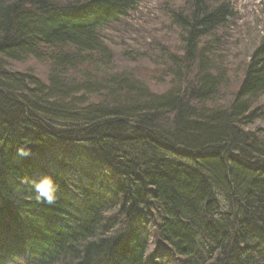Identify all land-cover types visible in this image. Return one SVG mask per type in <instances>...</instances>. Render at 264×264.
<instances>
[{"label":"trees","instance_id":"1","mask_svg":"<svg viewBox=\"0 0 264 264\" xmlns=\"http://www.w3.org/2000/svg\"><path fill=\"white\" fill-rule=\"evenodd\" d=\"M142 1L0 0V264H264V36L231 79L230 1L165 10L155 92L105 45Z\"/></svg>","mask_w":264,"mask_h":264},{"label":"rangeland","instance_id":"2","mask_svg":"<svg viewBox=\"0 0 264 264\" xmlns=\"http://www.w3.org/2000/svg\"><path fill=\"white\" fill-rule=\"evenodd\" d=\"M234 8V17L219 34L224 38L222 48L229 76L236 77L238 66L246 59L264 36V0H229ZM186 0H143L140 10L127 22V25L111 27L104 34L105 45L112 54V67L118 71H128L145 81L153 91L165 92L169 78L165 75L166 64L159 49L153 46L166 35L175 39L176 29H168L170 24L165 10L185 9ZM174 44L176 42L172 41ZM226 44V45H225ZM14 72L33 74L46 81L50 70L48 61L30 59L14 64Z\"/></svg>","mask_w":264,"mask_h":264},{"label":"clouds","instance_id":"3","mask_svg":"<svg viewBox=\"0 0 264 264\" xmlns=\"http://www.w3.org/2000/svg\"><path fill=\"white\" fill-rule=\"evenodd\" d=\"M17 153L22 157H28L31 155V146L27 143L22 144L17 149ZM28 183L35 193L34 198L37 203H42L46 206H54L57 203V188L51 177L43 176L39 180H30Z\"/></svg>","mask_w":264,"mask_h":264}]
</instances>
